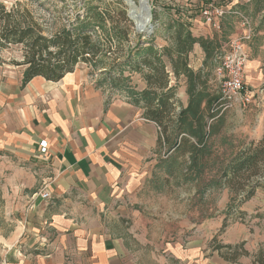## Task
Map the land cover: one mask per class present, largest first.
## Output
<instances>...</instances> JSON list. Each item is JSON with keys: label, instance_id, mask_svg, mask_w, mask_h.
I'll return each instance as SVG.
<instances>
[{"label": "crops", "instance_id": "0c3cea01", "mask_svg": "<svg viewBox=\"0 0 264 264\" xmlns=\"http://www.w3.org/2000/svg\"><path fill=\"white\" fill-rule=\"evenodd\" d=\"M208 1L202 0V5ZM257 1L220 0L226 15L221 31H214V35L201 19L202 7L193 15L187 9V15L192 16L193 36L215 39L221 51L245 32L236 12L246 11ZM245 49L251 60L246 85L248 82L257 89L253 91L254 101L249 109L238 107L223 115L221 130L211 140L209 168L197 180L185 184L181 164L190 162L185 146L162 157L164 150L170 151L169 146H160V129L145 119V111L124 98L108 102L81 70L57 83L35 78L23 90L19 87L21 80H17L16 87L10 86L12 91L1 93L0 109L6 112L4 121H0V151L8 147L18 158L41 164L27 170L29 180L22 186L32 193L29 211L40 210L41 225L32 219L27 226L20 224L10 241L4 239L8 244L4 249L6 264H207L202 249L181 245L183 231L174 239L171 234L180 227L192 226L193 212L202 211L206 202L209 205L215 199L214 194L228 191L225 184L207 186L220 178L222 168L240 149L263 139L264 34L256 39L254 33ZM205 58L202 47L195 45L190 67L200 70ZM172 79L174 83L176 79ZM181 81V91L176 94L177 112L189 103L187 79ZM42 140L48 144L46 155L40 154ZM193 140L188 144L196 142ZM38 178L50 185L51 200L41 197L43 190L37 195L32 191ZM16 190L21 188L16 186ZM260 190L264 191L257 192ZM183 200L191 204L192 213L186 217L178 205L184 204ZM246 204L241 207L245 214L242 208ZM200 223L208 226L210 220ZM39 228L43 230L40 238L46 241L41 244L43 248L34 247L20 256V245L31 248L41 243L40 238H33ZM214 253L219 259V252Z\"/></svg>", "mask_w": 264, "mask_h": 264}, {"label": "trees", "instance_id": "16d2710c", "mask_svg": "<svg viewBox=\"0 0 264 264\" xmlns=\"http://www.w3.org/2000/svg\"><path fill=\"white\" fill-rule=\"evenodd\" d=\"M114 1L121 3V0ZM262 2L257 1L260 6ZM113 6L103 0H81L77 10L82 11H78L67 26L47 36L28 12L16 18L17 11L0 5V51L22 46V59L12 62L24 68L22 88L38 77L60 82L74 73L79 64L102 71L103 81L114 92L125 93L132 105L145 111L146 120L158 125L160 146H169L171 153L185 146L190 162L181 164L185 170L182 184L194 182L209 168L213 157L211 140L223 124V115L218 116L217 108L224 102L215 76L220 47L215 39L194 37L191 24L179 17L167 28L169 45L158 48L154 34L136 33L128 24L126 14ZM154 20H157L155 15ZM130 34L136 39L132 47L129 46ZM197 44L206 58L203 68L195 71L190 67V54ZM128 70L143 75L147 85L144 91L137 92L130 85V78L125 76ZM172 77L177 82L187 79L189 103L179 112L177 87L171 85ZM190 138L196 142L188 144ZM262 138L240 149L222 168L220 178L207 186L227 185L239 196L236 204L239 208L249 202L258 189L264 190V136ZM238 215L240 220H245L243 211ZM228 225L225 222L223 229ZM244 245L245 242L212 247L224 260L237 264L241 257L249 255ZM223 249L228 251L226 255L221 254ZM251 263L264 264V251L260 250Z\"/></svg>", "mask_w": 264, "mask_h": 264}, {"label": "rangeland", "instance_id": "374dc122", "mask_svg": "<svg viewBox=\"0 0 264 264\" xmlns=\"http://www.w3.org/2000/svg\"><path fill=\"white\" fill-rule=\"evenodd\" d=\"M200 1L201 3H199ZM103 2L112 3L114 5L113 7L123 11L128 18V24H131L136 31L134 21L128 16L129 7L123 0H121L120 4L116 3L114 0H103ZM195 3H192L191 0H149V6L152 9L153 16L152 24L155 27V45L158 48L169 45V33L167 32V28L172 20L182 17L185 22L191 23L189 18H192V16L187 15V9L193 15L195 11L203 7L202 0H197ZM137 4L139 6V2H137ZM0 5L6 6L8 10L17 11L16 18H21L24 12H28L34 17L35 21L41 26L47 36L60 30L63 26H67L70 20L74 19L76 13L82 11L77 10V6H81V0H0ZM262 5H264V0L261 6L253 2L246 11H241V14L250 19L251 27L256 34V39L264 34V8H261ZM154 15L157 16V20H154ZM238 18L241 23V17L239 15ZM136 33L138 32L136 31ZM212 33L214 35L215 32L213 31ZM135 43L136 39L134 38V34H130L129 46L132 47ZM22 53V46H11L0 51V94L12 91L10 86L15 85L14 82L17 80H21V85L19 86L20 90L26 88H22L24 68L12 65L14 60L20 61L22 59ZM194 56L195 59H198L197 54H194ZM76 69L83 71L89 80L95 82L96 88L106 95L108 102L122 98L130 102L125 93L114 92L110 85L103 81L105 77L102 76V71H94V69L87 64H79ZM168 70L170 71L171 68L168 67ZM125 76L130 78V85L133 86L137 92H142L147 88L141 73L128 70L125 72ZM215 76L219 84L220 82L216 73ZM172 86L177 87L178 94L179 91H181L182 81L181 83L174 81ZM260 87H263V85ZM247 89L253 96V91L257 90L248 82ZM252 103L247 106L248 109ZM257 110L259 111L260 109ZM5 112L6 110L0 109L1 122L4 121L2 117L5 115ZM1 127L0 123V131ZM42 141H40V143ZM163 152L162 157L164 158H167L171 153L165 150ZM40 154H42L41 149ZM38 166L41 167V164L29 160L28 158H18L16 154L11 152V148L6 147L3 151H0V264L2 262L6 264L4 249L6 246L8 247V244L5 243L4 239L10 241L9 239L16 235V231L20 228V224L27 226L28 223L32 222V219L37 220V224L41 225L40 210L38 209L36 213L34 211H29L28 204L32 199V193L22 189V186L29 180L27 170L32 168L37 169ZM34 182L35 186L32 191H35L36 195L43 190V192L49 191L52 196L48 183H45L41 178L34 180ZM16 186L21 188L19 192L16 190ZM51 196L49 199L41 197L49 201L52 198ZM214 196L215 199L212 198L208 202L209 205H205L207 202L204 204V209L200 211L201 213L198 212L197 214L193 212L194 221H191L193 223L192 226L175 229L174 233L171 234V239H174L177 233L180 235V232L183 231L181 234L183 243L181 245L194 246L196 251L202 249L207 264H234L226 260V262H224L221 255V258L219 257V259H217L218 254L214 252L218 251H214L212 246H225L233 242L234 244L236 243L235 245H238L242 243V240H245L244 248L246 250L248 249L249 255L243 258L241 257L237 264H251L250 262L253 260L254 256H256L260 250L264 251V191L260 190L257 192L255 197L242 208L248 213L245 214V220H240L238 215V213L241 212V208L236 205L239 203V196L230 188H228V191L214 194ZM189 201L191 203V199ZM190 203L185 202L184 204H178L182 216L186 217L187 214L192 213V210L189 209ZM207 220H210L209 225L202 227L200 222H207ZM17 222L19 223L18 225ZM225 222H228L230 226L224 230ZM38 230L39 232L33 236L35 239L43 237V230L41 228ZM25 235H27V231H25ZM31 235L32 234L29 233V236ZM25 237L28 242L29 237ZM41 238L39 239L41 243L37 242L31 248L28 246L25 247L24 244L20 245L19 255H25V253L32 251L34 247L43 248L41 244L46 243V241ZM237 242L239 243L237 244ZM227 252L226 249H223L221 254L226 255Z\"/></svg>", "mask_w": 264, "mask_h": 264}, {"label": "built area", "instance_id": "2783aa9c", "mask_svg": "<svg viewBox=\"0 0 264 264\" xmlns=\"http://www.w3.org/2000/svg\"><path fill=\"white\" fill-rule=\"evenodd\" d=\"M225 15L226 10L220 5V0H209L200 10L204 24L215 32L221 31ZM236 15L241 17V27L245 32L232 39L221 50L216 75L220 82L224 103L217 108L218 116L238 107L245 108L253 102L254 98L246 85V71L251 60L245 49V43L251 41L254 36V29L247 16L239 12H236ZM40 149L42 154H47L48 144L46 141L40 143ZM41 196L44 199H49L51 195L49 191H44Z\"/></svg>", "mask_w": 264, "mask_h": 264}, {"label": "water", "instance_id": "95a60500", "mask_svg": "<svg viewBox=\"0 0 264 264\" xmlns=\"http://www.w3.org/2000/svg\"><path fill=\"white\" fill-rule=\"evenodd\" d=\"M123 1L125 3L127 2V0H123ZM147 2H148L147 3V10H148V13H147L148 18H147V20H144V19L138 17V23L136 21H134V23H135L136 31L138 33H146L148 35H153L154 34L155 27L152 24V17H153L152 16V9L149 6V0ZM132 3L135 6V8H137V9L141 6L140 3H139V6H138L134 0H133ZM135 8L133 10H130L128 12V16L132 20H133L132 14L135 12V10H136Z\"/></svg>", "mask_w": 264, "mask_h": 264}, {"label": "bare ground", "instance_id": "6f19581e", "mask_svg": "<svg viewBox=\"0 0 264 264\" xmlns=\"http://www.w3.org/2000/svg\"><path fill=\"white\" fill-rule=\"evenodd\" d=\"M137 4V2H139L141 4V6L137 9L135 8V6L133 5V0H127V5L129 7V11L133 10L134 8L136 9L135 12L132 14V18L133 21H136L138 23V17L142 18L144 20H147L148 18V10H147V1L148 0H134ZM138 5V4H137Z\"/></svg>", "mask_w": 264, "mask_h": 264}]
</instances>
